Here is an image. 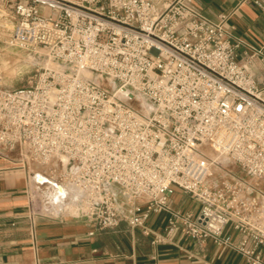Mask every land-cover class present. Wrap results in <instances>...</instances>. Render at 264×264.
Returning a JSON list of instances; mask_svg holds the SVG:
<instances>
[{"label":"built area","instance_id":"1","mask_svg":"<svg viewBox=\"0 0 264 264\" xmlns=\"http://www.w3.org/2000/svg\"><path fill=\"white\" fill-rule=\"evenodd\" d=\"M0 10L14 18L12 45L53 61L18 88L0 66L1 158H64L53 175L80 191L69 215L95 229L125 223L155 243L179 229L264 264V93L237 60L230 12L214 21L193 0H0ZM177 189L197 212L173 206ZM162 212L157 233L146 222Z\"/></svg>","mask_w":264,"mask_h":264},{"label":"crops","instance_id":"2","mask_svg":"<svg viewBox=\"0 0 264 264\" xmlns=\"http://www.w3.org/2000/svg\"><path fill=\"white\" fill-rule=\"evenodd\" d=\"M193 4L214 21L219 13L230 12V39L237 45V60L247 61L264 93V12L253 0H193ZM23 168L0 157V264H247L212 238L199 242L179 229L166 242L155 243L153 233L146 235L125 223L95 229L81 217L35 212ZM171 202L184 211L199 210V203L179 189ZM146 224L164 233L167 214L153 213ZM225 233H231L230 226Z\"/></svg>","mask_w":264,"mask_h":264},{"label":"rangeland","instance_id":"3","mask_svg":"<svg viewBox=\"0 0 264 264\" xmlns=\"http://www.w3.org/2000/svg\"><path fill=\"white\" fill-rule=\"evenodd\" d=\"M13 24L14 18L12 13L9 10H0V66L5 77L3 84L7 88H18L28 85L29 78L33 76L38 69L53 64V61L49 59L41 49H22L12 45L9 39ZM26 155L28 154L25 151L21 152L20 150L12 153L14 159L16 158L17 160L21 157L25 162V168L21 171L25 174L29 182L28 190L31 195L32 210L50 215H69L76 213V207L71 211L67 208L68 204H72V201H70V184L66 186L64 183V185L59 184L60 182L58 178H55L57 176H54L55 174L53 172L55 169H57V171L61 170V168L65 167V164L52 160L48 165H41L31 162ZM208 155L211 159L217 156L212 150H208ZM219 160L218 161L223 167L235 177L250 178L247 172L243 171L238 165L234 164L226 157L221 156ZM57 171L56 174H58ZM39 176H44L49 179L50 182H42V180H39ZM59 185L66 187V195L69 194L68 199L57 198L56 202H54V195H52V193L57 194L56 188ZM61 206L63 209L58 211L56 208Z\"/></svg>","mask_w":264,"mask_h":264},{"label":"bare ground","instance_id":"4","mask_svg":"<svg viewBox=\"0 0 264 264\" xmlns=\"http://www.w3.org/2000/svg\"><path fill=\"white\" fill-rule=\"evenodd\" d=\"M3 11V10H2ZM3 14V13H2ZM1 14V15H2ZM2 25V24H1ZM5 33V32H4ZM210 151H211V149H209ZM215 154H217L214 150H212ZM56 161L57 162H63V164H65V159L64 158H62V159H60V160H57L56 159ZM39 180H42V182H50V180L49 179H47V178H45L44 176H39ZM41 182V181H40ZM69 187V186H68ZM70 201H72V204H68L67 205V208L71 211L72 209H75V203L74 202H76V200L78 199V196H79V190H78V188L77 187H75L74 185H70ZM77 189V190H76ZM56 193L57 194H53L52 193V195H54L53 196V198H54V202H56V200H57V198H58V196H66V187H64V186H57V188H56ZM69 195V194H68ZM58 199H60V198H58ZM58 202H59V200H58ZM62 204V203H61ZM57 205V204H56ZM56 209H58V211L59 210H62L63 209V207L61 208V207H58V208H56ZM57 211V212H58Z\"/></svg>","mask_w":264,"mask_h":264}]
</instances>
